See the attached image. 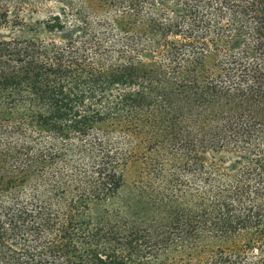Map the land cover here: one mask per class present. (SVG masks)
I'll return each mask as SVG.
<instances>
[{"label":"trees","instance_id":"obj_1","mask_svg":"<svg viewBox=\"0 0 264 264\" xmlns=\"http://www.w3.org/2000/svg\"><path fill=\"white\" fill-rule=\"evenodd\" d=\"M0 28V264H264V0H0Z\"/></svg>","mask_w":264,"mask_h":264},{"label":"rangeland","instance_id":"obj_2","mask_svg":"<svg viewBox=\"0 0 264 264\" xmlns=\"http://www.w3.org/2000/svg\"><path fill=\"white\" fill-rule=\"evenodd\" d=\"M28 20H30L28 18ZM27 34V30L25 29H17L16 31H12L9 28H0V38H8L14 34Z\"/></svg>","mask_w":264,"mask_h":264}]
</instances>
